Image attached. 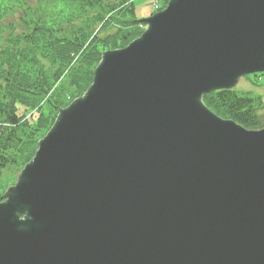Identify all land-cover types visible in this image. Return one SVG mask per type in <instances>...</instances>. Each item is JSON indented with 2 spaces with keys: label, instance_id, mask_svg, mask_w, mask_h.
Segmentation results:
<instances>
[{
  "label": "water",
  "instance_id": "water-1",
  "mask_svg": "<svg viewBox=\"0 0 264 264\" xmlns=\"http://www.w3.org/2000/svg\"><path fill=\"white\" fill-rule=\"evenodd\" d=\"M147 22L0 203V264H264V128L202 100L264 71V0H171Z\"/></svg>",
  "mask_w": 264,
  "mask_h": 264
},
{
  "label": "trees",
  "instance_id": "trees-1",
  "mask_svg": "<svg viewBox=\"0 0 264 264\" xmlns=\"http://www.w3.org/2000/svg\"><path fill=\"white\" fill-rule=\"evenodd\" d=\"M107 6L110 11L122 7L117 17L123 23L99 37L94 29L103 22ZM140 31L133 5L0 0V198L10 184L4 170H20L33 157L59 109L92 83L102 52L124 47ZM255 76L264 82V74ZM204 101L246 128L264 127V102L254 92L221 90L205 95Z\"/></svg>",
  "mask_w": 264,
  "mask_h": 264
},
{
  "label": "rangeland",
  "instance_id": "rangeland-1",
  "mask_svg": "<svg viewBox=\"0 0 264 264\" xmlns=\"http://www.w3.org/2000/svg\"><path fill=\"white\" fill-rule=\"evenodd\" d=\"M149 0H147L148 2ZM138 5L141 4V1L138 0ZM151 7L149 6V3L141 5V7L137 6V17L140 18V20L146 19V17L149 16V10ZM239 89H245V90H254L256 93L262 95V98L264 100V82L256 81V80H249L246 77H242L239 84ZM14 176H16L14 174Z\"/></svg>",
  "mask_w": 264,
  "mask_h": 264
}]
</instances>
